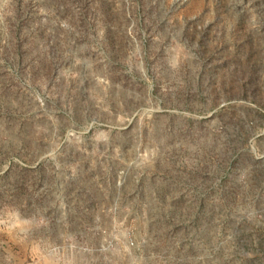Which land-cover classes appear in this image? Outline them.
Returning <instances> with one entry per match:
<instances>
[{
    "label": "rangeland",
    "instance_id": "rangeland-1",
    "mask_svg": "<svg viewBox=\"0 0 264 264\" xmlns=\"http://www.w3.org/2000/svg\"><path fill=\"white\" fill-rule=\"evenodd\" d=\"M0 264H264V0H0Z\"/></svg>",
    "mask_w": 264,
    "mask_h": 264
}]
</instances>
